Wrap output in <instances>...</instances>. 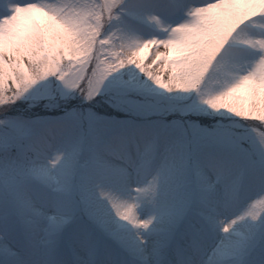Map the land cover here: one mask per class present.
Masks as SVG:
<instances>
[{
	"label": "snow or ice",
	"instance_id": "obj_1",
	"mask_svg": "<svg viewBox=\"0 0 264 264\" xmlns=\"http://www.w3.org/2000/svg\"><path fill=\"white\" fill-rule=\"evenodd\" d=\"M0 264H264V0H0Z\"/></svg>",
	"mask_w": 264,
	"mask_h": 264
}]
</instances>
